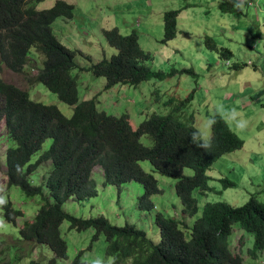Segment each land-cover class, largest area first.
<instances>
[{"label": "trees", "instance_id": "trees-1", "mask_svg": "<svg viewBox=\"0 0 264 264\" xmlns=\"http://www.w3.org/2000/svg\"><path fill=\"white\" fill-rule=\"evenodd\" d=\"M38 1L0 0V63L18 70L27 59L30 45L36 46L45 54L43 66L28 76L27 81L30 84L43 82L61 100L73 105V112L67 117L56 105L33 100L27 89L0 77V120L4 119L7 129L3 139L7 137L12 141L6 151L7 185L20 187L27 196L41 193V184L31 183L28 176L39 163L52 159L50 168L42 176L52 200L45 199L33 219L24 221L19 228V239L46 243L56 257H66L67 245L59 228L67 219L69 226L78 230L93 227L94 237L103 233L106 253L114 256V264H123L128 258L129 264H242L241 255L234 252L229 243L233 224L238 223L239 227L253 233L250 253L264 250V201L253 194L238 205L226 200L206 201L192 224L184 219L198 210L192 191L211 188L206 169L221 154L243 144V139L230 128L226 119L217 112L212 115L209 137L212 146L205 151L193 142L194 133H201L194 125L192 113L184 116L181 112L179 117L180 108L172 107L165 113L152 112L133 127L125 112L114 114L98 108L93 97L78 100L77 82L70 72L77 66L78 50L63 44L51 25L58 16L72 18L74 5L67 0H55L49 7L39 9L36 8ZM220 6L223 10L235 8L232 1L220 2ZM178 12V8L163 11L160 41L176 35ZM101 30L106 41L116 47V52L87 67L93 74L105 77V87L118 82L137 84L175 72L174 68L168 71L151 68L147 61L152 55L140 45L135 29L128 33L120 32L117 26ZM205 40L214 41L208 35ZM208 46L218 48L215 42ZM219 49L224 56L231 53L227 47ZM182 70L193 73L190 66ZM142 134L151 137L150 144L140 140ZM47 137L52 139L51 143L31 162V155ZM140 159H148L153 170L176 178L174 187L184 218L157 210L154 221L160 229L159 241H152L145 230L134 223H112L103 214L78 216L62 207L69 197L82 200L97 192L91 174L93 166L99 164L104 184L119 186L130 180L140 182L143 192L138 196L137 206L150 210L154 207L151 195L160 188L156 177L138 163ZM185 166L193 172L185 173ZM218 178L224 186L233 184L226 177ZM3 204L7 220L15 222V216L23 214L11 199ZM183 228H189L188 236ZM30 264L44 263L31 260ZM69 264L93 263L81 259L78 252Z\"/></svg>", "mask_w": 264, "mask_h": 264}, {"label": "rangeland", "instance_id": "rangeland-1", "mask_svg": "<svg viewBox=\"0 0 264 264\" xmlns=\"http://www.w3.org/2000/svg\"><path fill=\"white\" fill-rule=\"evenodd\" d=\"M55 0H40L36 8L50 6ZM74 5L72 18L58 16L52 21V29L57 38L71 48L80 51L75 56L79 65H89L116 52L102 34V28L117 26L122 33L135 29L142 48L149 50L152 57L147 63L153 69L164 71L174 68L175 72L164 78L151 77L137 84L118 82L106 88L105 77L94 75L90 70L74 67L71 73L77 82L78 100L93 97L98 108L118 114L125 112L133 125L152 112L165 113L174 107L181 117L192 113L194 125L205 138L211 136V118L217 112L227 121L230 128L243 139L241 147L225 152L217 157L206 169L211 188L192 191L198 210L185 218L181 213V201L175 192L176 178L153 170L148 159L138 163L151 172L160 188L151 195L154 207L140 209L137 199L143 192V185L130 180L119 186L104 184L102 169L96 165L92 177L96 180L97 192L85 199H66L62 207L78 216L105 215L112 223H134L143 228L148 237L159 240V228L154 221L157 210L184 218L188 224L201 214L206 201L226 200L231 204L243 203L253 194L264 201V0H67ZM232 1L233 10H223L220 2ZM242 4V7H237ZM178 8L176 35L165 42L160 41L163 31V11ZM210 36L214 41L205 40ZM215 42L218 48H210ZM220 47L229 48V55H222ZM85 54H88L89 60ZM27 67L21 72H13L5 67L0 76L7 81L26 88L32 99L55 104L62 113L69 116L73 106L61 100L43 82L28 85L26 73L39 61L43 54L31 47ZM34 59V60H33ZM36 60V61H35ZM191 67L193 73L181 71ZM7 69L11 72L5 71ZM191 96L188 98V95ZM159 97L156 98V96ZM169 100L170 101H164ZM170 103V104H169ZM183 116V117H184ZM7 131L0 122V264L9 260L10 264H29L30 259L44 264H69L76 253L80 258L94 262L103 260L105 264L113 255L106 253V239L103 233L94 237L95 229L88 227L78 230L69 226L64 219L60 224V234L66 241V257H53L52 249L45 243L15 240L19 227L25 219H32L39 205L45 199L52 200L42 176L50 167V158L41 162L29 174L33 184H41L42 192L27 196L20 187L7 185L4 150L12 141L3 134ZM140 140L151 143V137L142 134ZM51 143L46 138L41 147L30 158L37 156ZM185 173L192 168L185 166ZM226 177L233 184L224 186L218 178ZM11 199L15 208L23 210L15 223L7 220L4 202ZM186 236L189 228H183ZM241 234L240 246L236 237ZM4 238V240L2 239ZM253 233L234 223L229 235L230 247L242 257V264H264V250L253 249ZM7 244V245H6ZM29 244V245H28ZM5 257V258H2ZM128 258L125 263L129 264Z\"/></svg>", "mask_w": 264, "mask_h": 264}, {"label": "clouds", "instance_id": "clouds-1", "mask_svg": "<svg viewBox=\"0 0 264 264\" xmlns=\"http://www.w3.org/2000/svg\"><path fill=\"white\" fill-rule=\"evenodd\" d=\"M49 7V6H48ZM237 7H242V4H237ZM46 8V7H45ZM64 18V17H63ZM67 19H69V18H67ZM63 43V42H62ZM64 44V43H63ZM66 45V44H65ZM33 47H35V49L36 50H38L39 51V53L41 54H43V57H42V59H40V60H42V63H41V66L39 65V61H36L37 62V65H35V66H33L32 67V72H30V73H26L25 75H24V79H25V81L26 82H28L27 81V77L28 76H31V75H33V74H35L37 71H38V69L40 68V67H42L43 66V59H44V52L43 51H41V50H39L36 46H34V45H32ZM31 45H30V47H29V50H30V48L32 47ZM67 46V45H66ZM69 47V46H68ZM71 48V47H70ZM73 49H75V48H73ZM79 53H80V51H78ZM77 52V53H78ZM28 53H29V51H28ZM86 55V57L89 59V60H91V58L90 57H88V54H85ZM29 58H31L28 54H27V59L23 62V64H22V66L20 67V69H18V70H14V69H11V68H9L8 66H6L4 63H0L1 64V68H0V71H2V69H3V67H5V68H7V69H9V70H11V71H13V72H21V71H23L26 67H27V63H28V60H29ZM32 59V58H31ZM34 60V59H33ZM99 60V59H98ZM92 62H95V61H91V63ZM76 63H77V61H76ZM90 63V64H91ZM89 64V65H90ZM88 65V66H89ZM75 67H81V68H79V69H82V68H84V69H87V70H90V69H88V67H87V65H79L78 63H77V66H75ZM7 69H5L4 70V72L5 71H8V72H11V71H9V70H7ZM91 71V70H90ZM70 72H71V70H70ZM92 72V71H91ZM12 73V72H11ZM72 74V73H71ZM73 75V74H72ZM95 75V74H94ZM1 78H3L2 76H0ZM5 81H7L6 80V78H5V73H4V78H3ZM8 82H11V83H13V84H16L14 81H8ZM38 82V81H37ZM29 83V82H28ZM27 83V84H28ZM18 85V84H17ZM29 86L30 85H33V84H28ZM20 86V85H19ZM104 86H105V84H104ZM21 87V86H20ZM47 87V86H46ZM111 87V86H110ZM23 88V87H22ZM48 88V87H47ZM106 88H108V87H106ZM26 89V88H25ZM49 89V88H48ZM52 91V90H51ZM30 97V96H29ZM31 98V97H30ZM32 99V98H31ZM84 99V98H83ZM33 100H35V99H33ZM39 101V100H38ZM95 102H96V100H95ZM97 103V102H96ZM45 104H49V103H45ZM50 104H53V103H50ZM55 105V104H54ZM73 106V105H72ZM104 109V108H103ZM60 110V109H59ZM61 111V110H60ZM72 112H73V109H72ZM64 114V113H63ZM127 114V113H126ZM65 115V114H64ZM72 115V113L69 115V116H67V115H65V116H67V117H70ZM128 115V114H127ZM129 117V116H128ZM1 121H3V123H4V119L2 118L1 120H0V122ZM129 121H130V123H131V125L133 126V127H135L134 125H133V123L131 122V119H130V117H129ZM47 138H50V137H47ZM46 139V138H45ZM52 140V139H51ZM193 142L195 143V145H196V147H198V148H202V149H204L205 151H207L208 149H210L211 148V146H212V142H211V139L210 138H205L204 136H203V134H197V133H194V135H193ZM41 147V146H40ZM7 149H8V146L5 148V150H4V153H5V160H6V151H7ZM31 158V157H30ZM5 160H4V162H5ZM51 161L52 160H50L49 162H50V166H51ZM32 162V161H31ZM42 162H44V161H42ZM40 164V163H39ZM96 165H98L99 166V164H95L94 166H96ZM93 166V168H95ZM38 167V166H37ZM36 167V168H37ZM100 167V166H99ZM35 168V169H36ZM50 168V167H49ZM48 168V169H49ZM101 168V167H100ZM34 169V170H35ZM92 171H93V169H92ZM31 173V172H30ZM29 173V174H30ZM44 175V174H43ZM92 175V174H91ZM103 175V174H102ZM92 177V176H91ZM93 178V177H92ZM96 181V180H95ZM7 183V182H6ZM21 209V208H20ZM23 215V214H22ZM22 215H18V216H22ZM17 216H15V218H16ZM15 218H14V220H15ZM33 219V218H32ZM32 219H25V220H32ZM24 220V221H25ZM15 223V222H14ZM22 225H23V223H22ZM22 225H20V227L22 226ZM157 225V224H156ZM158 226V225H157ZM19 227V228H20ZM93 228V227H92ZM159 228V227H158ZM60 229V228H59ZM143 229V228H142ZM96 232V231H95ZM61 235V234H60ZM147 235V234H146ZM159 236H160V229H159ZM62 237V236H61ZM241 237H242V235L241 234H238L237 235V237H236V243L240 246V244H241ZM20 238V233H19V236L18 237H16L15 238V240H19V241H25V242H34V243H41V242H37V241H34V240H22V239H19ZM63 238V237H62ZM150 238V237H149ZM3 240H4V238H2ZM64 239V238H63ZM151 239V238H150ZM159 239H160V237H159ZM65 240V239H64ZM152 240V239H151ZM152 241H154V240H152ZM159 241V240H158ZM154 242H157V241H154ZM46 244V243H45ZM7 245V244H6ZM29 245V244H28ZM48 245V244H47ZM49 246V245H48ZM50 247V246H49ZM51 248V247H50ZM232 249V248H231ZM0 251H3V249L1 248L0 249ZM53 251V250H52ZM53 254H54V251H53ZM77 254V253H76ZM2 258H5V257H2ZM56 258H59V257H56L55 255H53V257L51 258V262H54L55 261V259ZM63 258V257H62ZM31 260H34V261H38V262H42V261H40V260H36V259H30V261ZM84 260V259H83ZM2 261H8V264H10V262H9V260H2ZM30 261H29V264H30ZM87 261V260H86ZM93 264H105V261H103V260H96V261H94L93 262ZM106 264H114V258L113 257H109L108 259H107V262H106Z\"/></svg>", "mask_w": 264, "mask_h": 264}]
</instances>
